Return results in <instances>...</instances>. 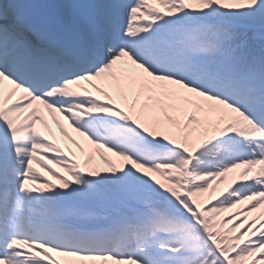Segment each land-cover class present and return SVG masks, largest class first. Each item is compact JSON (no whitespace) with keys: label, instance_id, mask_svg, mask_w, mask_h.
Here are the masks:
<instances>
[{"label":"snow or ice","instance_id":"obj_1","mask_svg":"<svg viewBox=\"0 0 264 264\" xmlns=\"http://www.w3.org/2000/svg\"><path fill=\"white\" fill-rule=\"evenodd\" d=\"M0 264H264V0H0Z\"/></svg>","mask_w":264,"mask_h":264},{"label":"bare ground","instance_id":"obj_2","mask_svg":"<svg viewBox=\"0 0 264 264\" xmlns=\"http://www.w3.org/2000/svg\"><path fill=\"white\" fill-rule=\"evenodd\" d=\"M51 123V122H50ZM66 124V122H64ZM54 131L56 132V137H57V140L58 142L61 144V147H64L66 150L71 147L72 148V151H74L77 155L78 158H81L82 159V156H81V153L79 152V150L74 146V145H71L69 141H67L65 138L63 137H60V134L58 132L57 129H55V127H53ZM69 132L70 134L77 140H79L82 144H83V140L82 138L78 137L75 133H72L71 132V129H69ZM68 142V143H67ZM69 145V147H67ZM85 147L87 148V145H85ZM97 162H99L98 159H96ZM51 178V177H49Z\"/></svg>","mask_w":264,"mask_h":264},{"label":"rangeland","instance_id":"obj_3","mask_svg":"<svg viewBox=\"0 0 264 264\" xmlns=\"http://www.w3.org/2000/svg\"><path fill=\"white\" fill-rule=\"evenodd\" d=\"M67 143H68V142H67ZM67 147H69V145H68ZM65 150H66V149H65ZM96 159L99 160V156H97ZM50 179H51V178H50ZM223 187H224V186L222 185L221 188H223Z\"/></svg>","mask_w":264,"mask_h":264}]
</instances>
